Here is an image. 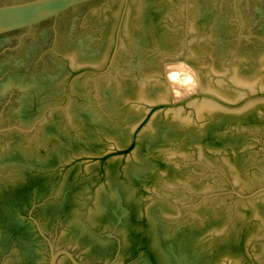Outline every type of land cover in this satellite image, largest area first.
Listing matches in <instances>:
<instances>
[{"label": "water", "instance_id": "1", "mask_svg": "<svg viewBox=\"0 0 264 264\" xmlns=\"http://www.w3.org/2000/svg\"><path fill=\"white\" fill-rule=\"evenodd\" d=\"M0 264H264V0H0Z\"/></svg>", "mask_w": 264, "mask_h": 264}]
</instances>
